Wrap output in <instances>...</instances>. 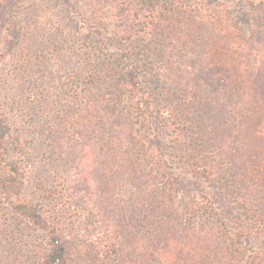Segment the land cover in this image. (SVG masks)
Instances as JSON below:
<instances>
[{"label":"rangeland","instance_id":"obj_1","mask_svg":"<svg viewBox=\"0 0 264 264\" xmlns=\"http://www.w3.org/2000/svg\"><path fill=\"white\" fill-rule=\"evenodd\" d=\"M15 15L22 32L21 43L4 50L0 38V53L4 51L0 58V124L4 122L9 133V138H0V192L6 163L15 158L22 168L17 186L21 197L34 205L50 199V202L56 199L62 206L74 205L73 213L59 206L54 215L63 221L65 233L78 235L91 230L86 223L103 208L100 197L106 191V183L119 187L125 197L133 198L131 189H125L127 194L121 184L137 163L144 162L136 146L133 148L124 141L128 132L136 136L137 131L144 132L147 127H138L132 119L128 120L123 107L125 90L114 92L115 103L104 108L105 101L99 100L112 97L111 92L87 86L85 80L90 79V73L102 74L99 70L103 65L99 62L121 66L131 60L128 48L134 35L133 43L140 50H134L133 53L138 52L131 61L138 63L140 74H146L141 79L147 92L155 94V107L167 108L160 101L166 92L162 85L167 89V83L172 85L176 75L187 77L185 81L197 82L194 95L204 99L205 108L200 109L203 114L199 117L203 120L199 125L216 129L219 123L228 131L234 158L240 161L244 175L241 187L249 192L242 200L239 191L230 188L227 192L231 210L223 217L243 216L244 206L262 208L256 201L260 198L258 193L264 192V0H27ZM153 15L156 18L151 19ZM198 26L200 32L194 33L192 30ZM151 27L155 28V40L166 46L162 50L165 53L155 59L163 57L168 67L156 62L149 68L141 63L144 60H139L152 41L143 37V31ZM186 41L189 49L196 42L198 47L191 50L192 59H200L202 66L197 67L196 62L175 53L174 49ZM176 43L180 45L174 47ZM223 77L225 80L235 77L238 83L230 91L223 90L217 86ZM227 95L230 97L225 100ZM164 125V119L159 118L149 128L161 141L174 146L170 128ZM121 143L122 148L116 147ZM175 152L171 148L166 153L170 163L176 160ZM106 155L113 156L114 164L109 162L114 170ZM116 161H124L127 171L116 170ZM185 176L192 185L185 186L173 200L162 201L160 204L166 211L157 215L172 221L175 235L187 241L188 252L182 256L183 261L188 254L206 261L207 253L212 257L215 254L212 246L200 237L204 235L202 231L211 230L216 223L199 214L183 215L185 219H181V199L188 188L189 193L209 192L211 183L197 182L190 174ZM48 190L50 199L46 196ZM124 206L123 214L131 213L130 220L126 217L122 220L126 225L130 223L127 229L138 237L148 236L155 213L147 208L140 211L139 203ZM3 207L0 199V229L4 235L0 238H6L0 244V264H23L29 258L24 257V251L30 245L40 247L41 242L34 230L22 219L12 218ZM146 211L148 214L143 218L141 215ZM256 244L252 239L243 245L251 249ZM232 259L226 257L215 264H232ZM123 261L118 264L128 262L125 257Z\"/></svg>","mask_w":264,"mask_h":264},{"label":"trees","instance_id":"obj_2","mask_svg":"<svg viewBox=\"0 0 264 264\" xmlns=\"http://www.w3.org/2000/svg\"><path fill=\"white\" fill-rule=\"evenodd\" d=\"M24 1L27 0H0V38L4 43V50L21 43L22 32L15 14ZM152 12L154 9H151ZM153 18H156V15L151 16V19ZM150 29L143 31V37L152 41L149 46L143 49L139 60H144L141 63L148 64L149 68H152L156 62L164 63L168 67V61L163 57H158L159 61L155 59L156 55L165 53L162 50L166 46L155 40V35H153L155 28L151 27ZM200 30L201 28L198 26L192 31L199 33ZM134 38L136 37L132 35L129 40L128 49L131 60L133 54L138 52L133 53L134 50H140V47H136V44L133 43ZM179 45L176 43L174 47ZM197 47L195 42L193 48L189 49L186 41L184 45L174 51L178 56L196 62L195 65L199 67L202 66V61L192 59L191 51L197 50ZM3 52L0 53V58H2ZM131 60L124 62L121 66L115 65L113 62L98 61L106 68L104 69L102 66L99 70L102 74L99 76L90 73V79L86 78L85 82L87 86L90 84L96 86L100 91L109 90L111 92L109 94L112 97H107L106 100L103 97L99 100V102L105 101L104 108L115 103L112 102L116 97L114 92L125 90L123 107L128 120L132 119L138 127L142 125L147 127L144 132L137 131L136 128V136L128 132L124 141L131 144L133 148L136 146L141 154V161L144 162L143 164L137 163L135 168L130 170L128 178H125L126 182H122L124 185L121 184L124 191L127 188L131 189L133 198L125 197L126 195H123L119 187L116 189L113 185L109 186L106 183V191L100 197V204L103 208H99L94 219L90 223H86L87 227L91 226V230L86 229L87 233L81 235L65 233L63 221H59L54 212L60 210L57 208L61 206L63 211L73 213L75 206L71 204L62 206L56 199L50 202L52 200L50 199V190L46 192L50 201H44L40 205L25 201L17 188L21 181L22 168L19 161L11 158L6 163V172L2 181L3 189L0 192L3 208L12 218L22 219L36 232L41 242L40 247L30 245L24 251V257L29 258L23 264H118L119 261L124 262L123 257L128 260L124 264H215L226 257L233 258L230 261H233L232 264H235L236 261H243L247 264H264V192L258 193L260 198L256 201L257 206L262 207L261 209L244 206L241 211L244 212L243 216L228 215V217H223L224 213L231 210L229 207L230 197H228L230 193L227 191L230 188L235 189L239 191L242 200H245L249 190L241 187L244 175L239 167L240 161L234 158L233 145L230 144L231 139L228 140L227 136L228 131L224 130L223 125L220 126L219 123H216L218 128L214 126L216 129L199 125L203 120L199 118L203 114L200 109L205 108V104L204 99L194 95V91L198 87L197 82L195 81L193 84L192 81H189V83L185 81L187 77L176 75L172 85L167 83V89L162 85L161 89L166 92L164 99L161 98L160 101H163L167 108L159 110L154 105L155 94L147 92L148 88L146 89L143 85L145 81L141 79V76L146 74H140L142 69L140 68L138 71V63H133ZM176 60H178L177 56ZM181 63V61H177V64ZM97 66L98 63L95 67L97 68ZM183 66H187V69L191 68L190 65ZM235 77L238 78L239 75ZM234 78L225 80L223 77L217 86L230 91L231 87L238 83V79ZM169 96L171 98L168 99ZM229 97L230 95H227L225 100H228ZM192 104H194L193 107H191ZM188 108L191 109V112L188 111ZM104 113L106 115L105 110ZM159 118L164 119V127L170 128L171 141L174 146L161 141L159 136L149 128L152 121ZM6 129L4 122L0 124V138H4L3 136L9 138ZM122 145L121 143L120 147H116L122 148ZM112 148L114 149V147ZM171 148L176 150L174 153L176 160L173 163H170L166 158V153H169ZM4 149L5 147L2 150ZM105 158L108 159V164L114 170L113 156L106 155ZM109 161L112 163L110 164ZM125 164L124 161H116V170L128 168V165L125 166ZM185 174H190L197 182L211 183L212 189L202 193L204 195L199 192L189 193L188 188L181 199L182 216L199 214L205 216L206 220L212 218L216 223L211 230L202 231L204 235L200 237V240L205 244L212 246V251L215 254L212 257L207 253L206 261L188 257L189 254L186 261H183L182 256L188 252L187 241L180 240L175 235L172 221H165L162 214L157 215V212L166 211L160 204L162 201L173 200L185 186L192 185L188 183ZM125 193L128 194L126 191ZM87 199L90 203L91 198L88 196ZM133 202L140 204V211L147 208L148 211L155 213L150 232H147L148 236L134 235L131 229H127L130 223L126 225L122 221L124 217L130 220L131 213L123 214L121 208H126L125 203ZM249 211H252L253 214H249ZM147 214L146 211L141 216L146 218ZM1 232H3L2 229H0V236H4ZM121 234L123 237L120 236ZM252 239L256 240V246L251 249L244 247L243 244ZM4 240L6 238H0V244ZM162 240L163 243H161Z\"/></svg>","mask_w":264,"mask_h":264}]
</instances>
